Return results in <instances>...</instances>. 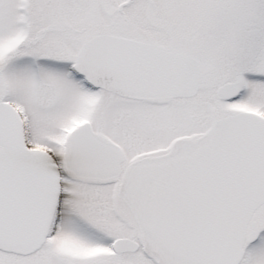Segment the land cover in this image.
Masks as SVG:
<instances>
[{
	"label": "snow or ice",
	"instance_id": "1",
	"mask_svg": "<svg viewBox=\"0 0 264 264\" xmlns=\"http://www.w3.org/2000/svg\"><path fill=\"white\" fill-rule=\"evenodd\" d=\"M0 264H264V0H0Z\"/></svg>",
	"mask_w": 264,
	"mask_h": 264
}]
</instances>
